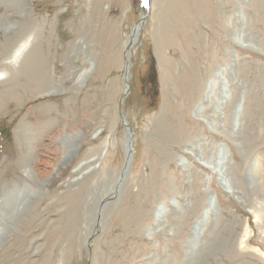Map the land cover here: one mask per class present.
<instances>
[{
    "label": "rangeland",
    "instance_id": "rangeland-1",
    "mask_svg": "<svg viewBox=\"0 0 264 264\" xmlns=\"http://www.w3.org/2000/svg\"><path fill=\"white\" fill-rule=\"evenodd\" d=\"M0 28V264H264V0H0Z\"/></svg>",
    "mask_w": 264,
    "mask_h": 264
},
{
    "label": "bare ground",
    "instance_id": "bare-ground-1",
    "mask_svg": "<svg viewBox=\"0 0 264 264\" xmlns=\"http://www.w3.org/2000/svg\"><path fill=\"white\" fill-rule=\"evenodd\" d=\"M2 1H4V0H2ZM3 19L4 18H2V26H1V28H3V30L5 31V34H8L9 32L14 30V27L12 25L7 24V22L5 20H3ZM143 23H144V21H142V23L139 24L138 26H136V28L133 30V33L131 34V38L129 39V41H130L129 46L130 45L132 46L136 42L138 34L142 30ZM32 38H33L32 36H29L26 40L22 41L17 47H13L11 49L12 52L10 51V53H12V56L9 57L11 60L7 64H13L15 66L19 62H22V59H23L24 56L26 57L30 53H31L30 56L32 55V53H33L32 48H33V45L35 43L34 39H32ZM6 47H10V44H7ZM3 50H5V49H3ZM31 57H33V56H31ZM36 59L38 61V58H36ZM6 60L7 59H5V61ZM39 66H40L39 67V73H40V78H41V82L40 83L42 85L40 87H43L44 88L43 90H47L48 87H49V82H48V79H47V76H46V71H45L46 66H45V64H42L41 62L39 64ZM131 69H132L131 65H130V63L128 61V64L125 65V73L127 75V77L125 78V81H126L127 84L129 82ZM89 74H90V71L89 72H85L84 74H82L81 78L84 79ZM4 75L5 74L0 72V80L3 79L2 76H4ZM129 92H130V90H129V87L127 85L125 87L124 95H126V96L129 95ZM226 97L227 96H225V98ZM126 132H127V136H126L127 138H126V142H125V151L124 152H125V156H126L125 168L128 169L129 165H131V154H132V148H133V136H132L133 133L130 132L127 128H126ZM129 152H130V154H129ZM124 174H127V172H124ZM124 174L120 177L119 183L122 182L125 179L126 175H124ZM34 195H36V194H34ZM25 196L18 197V194H14L9 199L4 196L3 199L0 201V242L6 236V231H7V230L4 229L3 223L5 221H7L8 219L11 220V222H12V220L18 218V215H21V213H23L22 212L23 210L21 209L22 208L21 206H22V203L24 202V200L26 198ZM8 211L11 212L10 217H8V215H9V214H7ZM256 218H260V217L258 215H256Z\"/></svg>",
    "mask_w": 264,
    "mask_h": 264
},
{
    "label": "water",
    "instance_id": "water-1",
    "mask_svg": "<svg viewBox=\"0 0 264 264\" xmlns=\"http://www.w3.org/2000/svg\"><path fill=\"white\" fill-rule=\"evenodd\" d=\"M126 64H128V61H126ZM126 77H127V75H126ZM126 77H125V78H126ZM121 118H122V120L124 121L123 116H121ZM124 126H125V128H127L130 132H132L131 129H130L129 127H127L125 121H124ZM132 136H133V134H132ZM131 147H132V146H131ZM129 154H130V152H129Z\"/></svg>",
    "mask_w": 264,
    "mask_h": 264
},
{
    "label": "snow or ice",
    "instance_id": "snow-or-ice-1",
    "mask_svg": "<svg viewBox=\"0 0 264 264\" xmlns=\"http://www.w3.org/2000/svg\"><path fill=\"white\" fill-rule=\"evenodd\" d=\"M145 4L147 5V0H145Z\"/></svg>",
    "mask_w": 264,
    "mask_h": 264
}]
</instances>
